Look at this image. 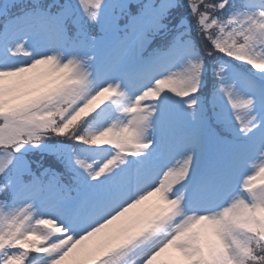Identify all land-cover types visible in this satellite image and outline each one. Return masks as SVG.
<instances>
[{
    "label": "snow or ice",
    "instance_id": "1",
    "mask_svg": "<svg viewBox=\"0 0 264 264\" xmlns=\"http://www.w3.org/2000/svg\"><path fill=\"white\" fill-rule=\"evenodd\" d=\"M0 264H264V0H0Z\"/></svg>",
    "mask_w": 264,
    "mask_h": 264
}]
</instances>
